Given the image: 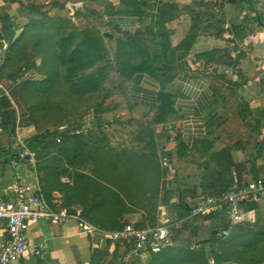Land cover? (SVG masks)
I'll return each instance as SVG.
<instances>
[{
  "label": "crops",
  "instance_id": "1",
  "mask_svg": "<svg viewBox=\"0 0 264 264\" xmlns=\"http://www.w3.org/2000/svg\"><path fill=\"white\" fill-rule=\"evenodd\" d=\"M28 1L36 5L42 2L0 0V33L6 21L12 26L13 38L18 36L20 29L15 26L25 24L31 16ZM66 2L72 4L74 12L88 9L96 13L75 17L71 11L66 18L72 23L85 20L88 27H94L108 39L109 48L117 39L131 37L138 44L131 56L132 62L140 69H157L154 74L136 70L127 79L118 78L116 73L118 85L103 102L104 109H100L97 117L103 121L107 115H124L148 122L159 108L163 111L159 123L154 126L160 135V146L170 158L165 164L161 162L165 176L160 184L157 225L166 220L170 225L184 222L189 225L195 221L196 227L189 236L203 238L202 230L210 215H205L202 222L197 218L187 221L184 218L188 213L183 204L191 207L203 195L205 181L217 169L215 154L239 144L229 153L232 162L239 165L236 169L231 167L227 173L231 186L238 182L237 178L246 183L264 176V0H236L233 4L226 0ZM61 14L55 8L49 12L50 16ZM105 33L111 38L104 36ZM7 44L3 37L0 66ZM39 62L35 60L36 66ZM141 62L146 64L143 66ZM40 78L36 72L29 71L21 80H0V96L7 101V105L0 102V120L6 111L13 115L12 126L6 131L0 130L2 200H10L11 191L18 184L38 189L35 173L25 161L15 160L24 148V141L36 134L35 125L21 100V81ZM110 85L108 80L103 84L106 88ZM100 94L94 101L100 100ZM93 111L92 107L83 117V127L94 125ZM167 190L172 192L170 199L162 203ZM251 202L254 208L244 206L248 210L247 218L234 225L229 234L234 238L245 240L252 238L253 233H260L258 238L264 239V191ZM71 207L76 214L68 218L30 224L29 245H44L45 248L36 254L25 253L11 264H147L150 261L149 257L127 258V248L121 242L82 230L78 219L100 231H113L100 229L82 219L80 206ZM168 213L176 219L172 220ZM142 215L141 210L124 213L122 221L135 224L141 221ZM218 215L226 218L223 212ZM222 227L211 229V234L222 239L218 235ZM242 227L244 232L240 230ZM172 238L173 246L184 245L176 243L173 234ZM210 259L214 261L213 258L208 261Z\"/></svg>",
  "mask_w": 264,
  "mask_h": 264
},
{
  "label": "trees",
  "instance_id": "2",
  "mask_svg": "<svg viewBox=\"0 0 264 264\" xmlns=\"http://www.w3.org/2000/svg\"><path fill=\"white\" fill-rule=\"evenodd\" d=\"M63 7L55 0L45 5L30 2L27 8L32 17L29 16L25 24L15 26L20 29L18 36L13 38L12 26L6 21L1 31L5 35L0 33V41L3 37L8 41L0 66V80H21L29 71L41 76L37 80L21 81V100L36 128V134L24 141V148L34 164L25 163L35 173L39 193L47 202L52 193H59L60 208L80 206V217L100 229H121L126 224L122 215L137 210L143 211V215L141 221L134 224L136 227L157 226L160 184L165 176L160 159L170 158L160 146V135L154 126L163 111L159 108L148 122L134 118L121 121L128 127L135 125L128 140L130 144L125 145L112 144L101 128L103 121L97 117L100 109H104L103 102L118 85L112 82L106 89L103 86L112 72L120 79H127L136 70L154 74L157 69H140L132 62L131 56L138 44L131 37L117 39L109 48L108 39L94 27L79 30L69 19L49 15L52 9L62 10ZM93 13L96 14L80 9L73 15L87 17ZM98 94L100 100L94 101ZM0 102L7 105L2 95ZM92 107L94 125L83 127V117ZM4 114L0 120L1 131H6L13 121L12 113ZM72 125L81 128L58 135L60 128ZM238 146L235 144L215 154L217 169L205 181L203 195L218 196L231 187L227 173L231 167L236 169L239 165L232 162L229 153ZM237 180L236 183H243ZM171 193L164 192L162 203H168ZM243 205L248 209L255 206L251 201ZM191 207L183 204L185 213ZM211 235L212 238L203 243L204 248L172 246L151 255L147 264H207L208 258H213L215 264H264L261 256L264 255V239L258 238L260 233H253L252 238L245 240L232 235L217 239L215 233Z\"/></svg>",
  "mask_w": 264,
  "mask_h": 264
},
{
  "label": "built area",
  "instance_id": "3",
  "mask_svg": "<svg viewBox=\"0 0 264 264\" xmlns=\"http://www.w3.org/2000/svg\"><path fill=\"white\" fill-rule=\"evenodd\" d=\"M15 161L34 164L25 148L17 154ZM263 191L264 176L246 183H234L218 196L200 195L184 219L223 212L226 214L225 224L218 233L222 238L231 232L234 225L247 218L248 210L243 203L255 200ZM11 194L10 200L0 199V264H11L25 253L36 254L44 250V245H29L27 232L30 224L39 221L57 222L70 217L65 209L60 208L61 195L58 193H54L47 202L39 193V188L18 184ZM78 220L81 221L82 230L108 236L113 242H121L127 248V258L133 260L150 258L174 244L171 231L166 225L136 227L133 223H127L118 230L100 231ZM207 264L215 263L210 259Z\"/></svg>",
  "mask_w": 264,
  "mask_h": 264
},
{
  "label": "rangeland",
  "instance_id": "4",
  "mask_svg": "<svg viewBox=\"0 0 264 264\" xmlns=\"http://www.w3.org/2000/svg\"><path fill=\"white\" fill-rule=\"evenodd\" d=\"M35 1H37V0H35ZM55 1H57L59 4H62L64 6L62 10H59L60 12H62L61 16L66 18V16L69 13H71V11H72V13L74 12V10H75L74 7H72V4H69V3L67 4L66 0H55ZM30 2L31 1H28L26 3L29 4ZM39 2H41L40 4H44L45 5V2L47 3L48 0H40ZM64 3L66 4V6L64 5ZM73 24H74L75 28L79 29V30L83 29L84 27H88L86 25V21L85 20L78 21V22H75V23L73 22ZM116 78H117L116 73H112L111 74V79H108L109 83L111 84L113 82V83L116 84L117 83ZM105 89H106V87H105ZM103 118H104V120H103L101 128L107 134V136L109 138V141L112 144H114V145H117V144H124V145L125 144H130L128 142V140L130 139L131 133L135 130V125H133L131 127L130 126L128 127V126L123 125L121 123V121L130 120V119H133V118H131L129 116H124V115L120 116V117H111L110 115H107L106 117H103ZM119 120H120V122H118ZM160 160H161V162L163 164L165 163V161H167V160H165L164 157L163 158L161 157ZM85 172L89 173L90 170H85ZM209 215H210V218H209L207 224L204 225V229L202 230V237L203 238H193L192 239L191 236H189V232H193L192 228L196 227L195 226L196 225L195 221L194 222L192 221L189 225H187V222H184V223H186L185 225H184V223H177V225H170L168 220H166V221H163L161 224L162 225H166L167 228L172 232V234L176 238L175 239L176 243L182 242V244H184L183 246L188 245V246H191L194 250H199L200 248H204V244L203 243L205 241H208V240H210L212 238L211 229H216L217 230L220 227L224 226V223H225L224 222V218L225 217L218 215V213H213V214H209ZM204 216L205 215L197 216L194 219L197 218V220H200L202 222ZM169 217L172 220L176 219V216H174L173 214H169ZM191 220H193V219H189L187 221H191ZM240 227H241V225L238 228H240ZM233 229L231 231H233ZM240 230L242 232H244L245 228L240 229ZM247 232H251V231L248 230ZM229 234L226 235V236H229ZM226 236H224V237H226ZM214 237H216L217 239H220L217 236H214ZM186 241H188V242L186 243ZM207 246L210 247L209 242L207 243ZM263 247H264V244H263Z\"/></svg>",
  "mask_w": 264,
  "mask_h": 264
},
{
  "label": "water",
  "instance_id": "5",
  "mask_svg": "<svg viewBox=\"0 0 264 264\" xmlns=\"http://www.w3.org/2000/svg\"><path fill=\"white\" fill-rule=\"evenodd\" d=\"M229 4H233L235 3L236 0H226ZM104 36H108V38H111V35L110 34H104ZM80 126L79 125H72V126H65L63 127L62 129H60L58 131V135H62L64 133H67V132H70V131H79L80 130ZM259 195H257L256 197L258 198ZM65 211L68 213V214H71V215H75L76 214V210L72 207H67L65 208Z\"/></svg>",
  "mask_w": 264,
  "mask_h": 264
}]
</instances>
